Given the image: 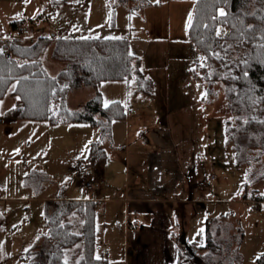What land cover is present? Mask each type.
Instances as JSON below:
<instances>
[{"label":"rangeland","instance_id":"obj_1","mask_svg":"<svg viewBox=\"0 0 264 264\" xmlns=\"http://www.w3.org/2000/svg\"><path fill=\"white\" fill-rule=\"evenodd\" d=\"M194 3L195 0H156V4L144 5L131 16V28L124 33L129 37V52L142 59L154 89L152 94L143 95L136 91L132 78L100 83L104 105L118 100L127 111L133 110L132 116L127 114L125 119L112 121V140L102 144L106 162L91 165L86 158L90 142L98 137L97 128L84 122L49 124L11 119L6 115L20 104L18 98L6 94L0 100V264H23L20 255L45 231L47 200L75 196L80 182L92 178L89 176L95 171L111 174L116 163L124 160L128 148V185L141 183L138 179L144 177L142 166L147 162L144 154L160 151L157 139L163 133L174 137V146L181 156L191 155L186 171L196 173L198 179H203L202 172L214 175L215 180L206 187L212 188L214 199L235 200L225 204L226 212L220 210L229 212V220L243 228L242 264H257L258 259L259 263L264 262V201L256 211L241 203L245 192H263L264 180H252L251 173L237 162L231 144L225 140L224 128L233 115L227 108L222 84L204 83L191 72L201 59L187 33ZM34 5L31 0L1 5L0 22L5 30L0 31L18 36L7 22L16 12L18 18H25L30 25V32L20 38L30 41L38 35H49L51 30L58 32L62 20L69 17V8L43 7L40 10L50 14L51 22L47 23L44 17L30 24L27 13ZM100 31L81 34H106ZM111 34L122 33L115 29ZM42 63L51 75L62 68L61 63L50 58L49 50ZM93 92L91 87L70 90L69 107L81 106ZM161 139L164 146L171 145L166 138ZM198 153L201 159L194 158ZM142 157L143 161L135 162ZM120 180L122 183L123 177ZM95 234L98 245V233ZM81 248L80 240L69 252L77 256ZM96 255L103 253L96 249Z\"/></svg>","mask_w":264,"mask_h":264},{"label":"trees","instance_id":"obj_2","mask_svg":"<svg viewBox=\"0 0 264 264\" xmlns=\"http://www.w3.org/2000/svg\"><path fill=\"white\" fill-rule=\"evenodd\" d=\"M115 2L131 3L132 13L148 4V0ZM25 22L19 19L9 24L15 31ZM220 24L229 29L222 37L216 33ZM187 33L201 55L191 68L193 75L207 84H222L227 108L233 115L226 122L224 135L232 146L234 158L245 165L252 180H264V162L259 163L264 160V0H195ZM5 46L11 50L10 57L3 54ZM48 49L50 57L63 66L55 75H50L42 64V56ZM129 53L128 40L122 37L38 35L29 43L19 36L0 40V100L9 94L20 102L6 116L49 124H89L97 128L98 137L90 142L86 158L91 165L102 164L107 158L102 144L111 139V123L124 119L126 109L118 100L105 107L100 83L133 78L139 92L148 95L152 89V81L141 71L140 59ZM79 87H91L94 93L81 106L71 108L69 92ZM258 195L264 198V191L253 189L243 197L251 199ZM95 218L93 200H47L45 231L20 261L23 264L107 263L96 255ZM243 236V228L228 221L226 215L212 217L206 221L205 242L195 248L198 252L195 257L182 261L180 253L173 264H240L238 245ZM80 240L81 252L75 256L69 249Z\"/></svg>","mask_w":264,"mask_h":264},{"label":"crops","instance_id":"obj_3","mask_svg":"<svg viewBox=\"0 0 264 264\" xmlns=\"http://www.w3.org/2000/svg\"><path fill=\"white\" fill-rule=\"evenodd\" d=\"M17 1L19 0H0V6L13 2L16 3ZM31 2L36 5L34 7L31 6V11L27 13L30 24H36L38 19H44V17L47 23L51 22V20L48 21L50 14L40 10L43 7H49L53 10L60 7L64 8V10L69 8V17L62 20L60 30L58 32L48 31L49 35H82L81 33L83 32L92 33L101 30L105 31L106 34H102V36H82L122 37L127 38L128 44L129 37L124 36V33L129 31L127 28H131V16L139 13L142 8L132 13L129 9L132 6L131 3L119 5L116 4L115 0H31ZM75 3L78 5L83 4V7L79 8L77 5H73ZM39 4L41 5L40 7ZM148 4L154 5L156 4V0H148ZM12 16V19L8 18L9 20H6L8 23L13 20L25 19L18 18L16 12ZM34 17L36 18L35 20ZM57 23L58 21L55 20L54 24L57 25ZM24 25L28 27L30 32V25H28L27 21ZM0 29L5 30L1 22ZM115 29L119 30L122 34H111V31ZM40 30L41 28H38L37 31L40 33ZM228 30L227 26L220 24L216 28V33L222 37L228 33ZM17 37L7 36L5 32L0 31L1 41ZM21 40L24 41V38L22 37ZM30 41H25V43H29ZM48 50L50 54V49ZM138 58L140 59V57ZM140 68L143 74L151 80L142 59H140ZM135 89L139 92L136 86ZM153 89L152 82L150 94L153 93ZM139 93L146 96L150 95L142 92ZM127 114L132 116L133 110H126V116ZM161 138H166L167 143L171 142V145L164 146V140ZM173 138V136L166 133L161 134L157 139L160 151L144 154V156H147L146 165L142 166L145 173L144 177L138 179H141V183L136 182L134 184L136 186L128 185L129 148L124 152L126 156L122 163H116L115 168H112L111 174L108 171H101L99 174L95 171L93 174H90L89 177H92L90 179L96 183L92 197L96 202L95 232L98 233L100 241L97 245V250L103 253L102 257L106 260L107 264H173L179 258L180 253L185 256L184 252L186 250L182 240H185L194 250L196 247L204 244L205 225L208 219L218 215H226L227 220L230 221V213H225L227 211L225 204H230L235 200L214 199L212 188H206L207 185L210 186L209 184H212L211 182L215 180V177L210 180L213 174L208 175L202 172L203 179H198L195 176L196 173L186 171L185 167L190 166L188 163L191 155L181 156L177 147L174 146L175 142ZM111 140L112 123L111 139L108 141ZM194 158L201 159L202 157L198 153ZM143 160L142 157L138 160L135 159V162ZM112 175L115 178L112 179ZM122 177L123 182L121 183L120 179ZM80 186L77 188L78 194L75 196L66 195L56 198L80 199ZM200 186L203 189H200ZM242 199L241 203L247 204L249 198L243 197ZM221 208L225 212H222ZM133 221H136V227L132 226L131 223ZM232 223L235 224L234 222ZM241 244L242 242L238 245V252L242 256ZM197 253V250H195V255ZM242 262L243 258L240 264Z\"/></svg>","mask_w":264,"mask_h":264},{"label":"built area","instance_id":"obj_4","mask_svg":"<svg viewBox=\"0 0 264 264\" xmlns=\"http://www.w3.org/2000/svg\"><path fill=\"white\" fill-rule=\"evenodd\" d=\"M16 32L18 33V36H21L22 34H27L29 32V30H28V27L26 25H22V26H19L17 28ZM3 54L6 57H10L12 55L11 50L8 46H5L3 48ZM129 113H131V112L129 111ZM213 178H214V176L211 175L210 180ZM95 188H96V183L93 180H91V179L82 180L81 186H80L81 200H93L92 193H93ZM263 201H264V198L261 197L260 195H258L256 197L248 199L247 204H248V207L251 211H256L258 203L260 204ZM131 224L134 227L137 226L136 221H133ZM98 248H100V247H98ZM103 264H107V263H103Z\"/></svg>","mask_w":264,"mask_h":264},{"label":"water","instance_id":"obj_5","mask_svg":"<svg viewBox=\"0 0 264 264\" xmlns=\"http://www.w3.org/2000/svg\"><path fill=\"white\" fill-rule=\"evenodd\" d=\"M182 243L184 244V248L186 250L184 252L185 256L182 257V261H186V260H190V259L194 258V256H195L194 248L192 246L188 245L185 240H182Z\"/></svg>","mask_w":264,"mask_h":264},{"label":"snow or ice","instance_id":"obj_6","mask_svg":"<svg viewBox=\"0 0 264 264\" xmlns=\"http://www.w3.org/2000/svg\"><path fill=\"white\" fill-rule=\"evenodd\" d=\"M220 15H221V16L224 15L223 11L220 12ZM83 39H88V38H87V37H83ZM129 55H131V53H129ZM107 106H108V105H107V102H105V107H107Z\"/></svg>","mask_w":264,"mask_h":264}]
</instances>
